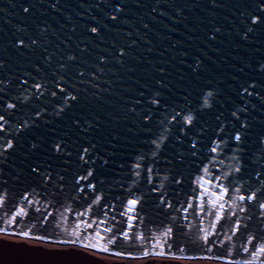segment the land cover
<instances>
[{"label": "snow or ice", "instance_id": "obj_1", "mask_svg": "<svg viewBox=\"0 0 264 264\" xmlns=\"http://www.w3.org/2000/svg\"><path fill=\"white\" fill-rule=\"evenodd\" d=\"M209 3L214 8L224 7L222 0ZM144 6V0L20 3L27 18L39 10L57 14L67 10L60 31L66 28L68 32L60 40L51 24L37 20L33 34L18 25L17 32L23 34H13L7 46L0 48V174L17 151L24 157H37L27 163V175L39 184L45 196L56 198L68 190L74 201H89L87 211L93 206L115 211L116 203H103L105 196L111 194L105 192V187L115 186L120 192L114 201L119 202V214L126 218L128 229L120 235L125 241L143 242L139 248L146 258L169 254L178 232L185 235L190 231L191 212L200 225L207 220L208 226L198 227L195 239L189 243L208 252L219 249L215 259L227 264H264V57L248 62L254 75L234 85V98L224 95L220 81L214 79L205 81L195 100L179 90L182 85H176L174 92L167 61H163L155 66L157 76L143 82L137 80V88L125 89L134 91V96H121L124 102L112 110L98 105L101 111H88L89 96L101 100L105 93L120 95L115 90L123 85L117 81L124 78L116 72L134 71L128 64L140 59L132 55L139 39L119 43L108 36L121 31L118 26L134 24L130 18L135 15L133 9ZM235 7L243 17L237 32L239 39L248 41L259 33L264 43V0H244ZM151 12H157V7H152ZM74 16L80 18V23L73 22ZM149 28L150 23L141 18L140 27L126 35L140 34L143 29L142 36H147ZM222 30V26H214L209 39L216 40ZM50 32L60 40L59 44L53 45ZM37 49L38 58L29 61L30 67L11 65L13 53L24 56ZM146 51L151 53L153 49L148 47ZM204 63L197 56L189 67L199 72ZM109 65L118 68L114 72ZM237 72L244 73V68H237ZM109 73L114 77L104 81L109 87H101V78ZM232 79L239 81L240 77ZM179 80H184V76ZM56 122L59 132L57 127H49ZM42 128L47 133H41ZM129 146L132 151H122ZM42 155L46 157L43 160L39 159ZM23 171L18 169L14 178L20 179ZM35 191H25L22 196L30 207L45 199L39 192V198L32 199ZM7 198L8 190L0 188V206L7 203ZM46 205L52 206L51 200ZM148 208L171 210L169 226H162L156 236L135 231V224L144 223L147 218ZM34 211L44 220L51 215H44L46 209L39 207H34ZM172 211L179 215L172 216ZM28 215L20 207L9 222L16 223L19 217ZM17 234L29 236L25 231ZM95 239L97 242L89 241L86 247L108 252L100 242L107 239L115 243L116 236L106 237L97 231ZM145 244H151L152 249L145 248ZM127 255L132 256V252ZM238 255L240 260L233 258ZM93 264L103 262L96 260Z\"/></svg>", "mask_w": 264, "mask_h": 264}, {"label": "water", "instance_id": "obj_2", "mask_svg": "<svg viewBox=\"0 0 264 264\" xmlns=\"http://www.w3.org/2000/svg\"><path fill=\"white\" fill-rule=\"evenodd\" d=\"M24 0H0V48L7 46L9 40L13 38V34L22 35L17 32V26L25 27L28 34H33L35 31V22L37 20H46L52 25L53 29L57 30L60 40L65 39L64 33L68 30L65 28L60 31V25L65 23L63 16L65 13L57 14L54 11L39 10L32 17L27 18L20 10V3ZM73 3L76 0H72ZM131 3V0H129ZM244 0H222L224 7H212L209 0H144V7L139 10L133 9L135 15L130 18L134 20V24L118 26L121 28L119 32H112L108 39H116L119 43H125L133 39H139L138 45L134 46L133 56L140 57L139 60H131L128 64L133 67V72H116L117 76H122V81H117L123 86L115 91L120 95L103 94V99L96 100L89 96V113L92 111H101L97 106L103 105L106 110H112L116 105L122 104L121 96L135 95L134 91L125 92V89H135L139 85L137 80H151L157 76L155 66L163 61H167V68L170 73L169 80L172 82L174 92L177 90L176 85H182L179 88L182 92L189 94L190 100H195L197 90L204 86L208 79L219 80V86L224 90V95L235 97L234 85L249 79L252 70L248 67V62L259 60L264 57V43H261L262 37L257 33L248 41H241L237 35L241 27L243 17L235 5L242 4ZM15 4V7H12ZM46 7V4H45ZM152 7H157V12H151ZM183 9V11H178ZM161 12L165 14L160 15ZM150 23L147 36H142L143 29L140 34L127 36L128 31L135 32V29L140 27V19ZM73 22L80 23V18L73 17ZM214 26H222V32L216 40H210L211 29ZM71 35V33H68ZM49 38L53 45L59 44L60 40L56 39L51 32ZM75 40V36H73ZM175 45V47H172ZM238 45V46H237ZM106 45H101L105 47ZM64 46L61 45V48ZM151 47V53L146 51V48ZM53 48L50 47L49 51ZM65 52L68 51L64 49ZM187 52L184 56L182 53ZM39 49L35 52H28L24 56H19L15 53L10 58V63L13 67L25 69L30 67L29 61H36L38 58ZM200 56L204 59V66L199 72H193L190 64L194 63V58ZM210 58V59H209ZM183 61V63L181 62ZM235 65L236 67H233ZM116 71L118 66L109 65ZM243 67L244 73H238L237 68ZM183 75L184 80H179ZM233 76H239V81H234ZM131 77V79H129ZM112 73L101 78V87H109L104 81L113 79ZM92 89H89L91 92ZM111 101V103H105ZM59 122L49 127H57L58 132ZM41 133H47L46 128L39 130ZM95 134V133H93ZM25 135H31L26 133ZM122 151H132L129 146ZM37 157H24L21 152L14 153V158L9 159L7 165H3V174H0V188L8 190L7 203L0 206V264H93L94 261L100 260L103 264H227V261L215 259V253L219 249L208 252L201 250L196 244L189 243L194 240L197 235L198 227H207L206 220L203 225L193 218L191 212L188 214V222L191 224L190 231L185 235H180L176 245L169 250L166 257L146 258L142 255L139 245L143 242L125 241L120 235L121 231H126L127 225L124 223L125 217L119 213L122 209L119 207V202L114 201V196L120 192L115 186L112 189L105 187V192H111L106 195L103 201L104 204L116 203V210L111 208L103 209L102 206H93L91 211L86 210V205L89 201L80 199L74 201L70 191L66 190V194L56 198L45 196V192L40 188L39 184L32 180L27 175V163ZM45 156H40L39 159H45ZM23 161V163H22ZM55 163V162H54ZM13 165L15 167H13ZM24 169L20 173V179H15L18 169ZM7 183H4V182ZM111 183V181H109ZM185 182V189H187ZM32 199H38L36 193L39 192L45 199L40 201V204L34 207L46 209L44 215L51 213L47 220L43 216L34 211V207H30L25 200L22 199L25 191H31ZM51 200L52 206H47L46 201ZM59 201V203H57ZM24 207L29 212L28 216L19 217L18 222L10 223L11 217L20 208ZM171 210L147 209V218L144 223L137 222L135 231L143 232L145 235L156 236L162 226H169ZM79 213H84L79 215ZM172 216L179 215L174 211ZM91 224L92 227H88ZM112 229V233L104 232V229ZM21 231L29 233V236L24 237L18 235ZM99 231L106 237L115 235V243H110L107 239L101 241L104 247L109 249L108 252H103L98 249H91L86 245L91 242H97L95 233ZM43 237V239H36ZM16 238V239H13ZM27 241L38 242L36 244ZM71 241V243H69ZM240 242L238 237L236 243ZM154 243V242H153ZM51 245L50 246H47ZM179 248H184V251H179ZM187 245V247H185ZM145 248L152 249L151 244H145ZM132 252V256H128V252ZM159 251V249H157ZM124 252L125 255L117 256L115 253ZM97 254H105L108 256L120 258L115 261H106ZM213 257L208 259L207 257ZM240 260L241 256L233 257Z\"/></svg>", "mask_w": 264, "mask_h": 264}, {"label": "rangeland", "instance_id": "obj_3", "mask_svg": "<svg viewBox=\"0 0 264 264\" xmlns=\"http://www.w3.org/2000/svg\"><path fill=\"white\" fill-rule=\"evenodd\" d=\"M51 247V246H50ZM97 256H99V257H101V258H103L104 260H106V261H112V260H114V259H120V258H112V257H109V256H107V255H105V254H97ZM201 264H205L204 262H202Z\"/></svg>", "mask_w": 264, "mask_h": 264}]
</instances>
